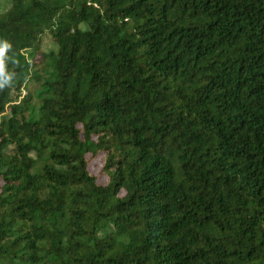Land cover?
Masks as SVG:
<instances>
[{
  "label": "trees",
  "instance_id": "16d2710c",
  "mask_svg": "<svg viewBox=\"0 0 264 264\" xmlns=\"http://www.w3.org/2000/svg\"><path fill=\"white\" fill-rule=\"evenodd\" d=\"M7 2L0 264H264V0Z\"/></svg>",
  "mask_w": 264,
  "mask_h": 264
},
{
  "label": "rangeland",
  "instance_id": "374dc122",
  "mask_svg": "<svg viewBox=\"0 0 264 264\" xmlns=\"http://www.w3.org/2000/svg\"><path fill=\"white\" fill-rule=\"evenodd\" d=\"M9 7L7 0H0V13L6 10ZM42 47L44 50L49 51L55 49L54 43L50 40L46 39L43 41ZM103 166V157H97L90 163V171L96 175L100 182H106V177L101 173V169Z\"/></svg>",
  "mask_w": 264,
  "mask_h": 264
}]
</instances>
